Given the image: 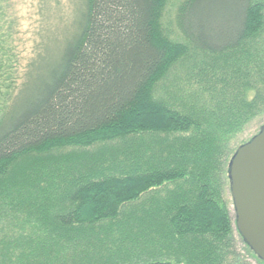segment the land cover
Returning a JSON list of instances; mask_svg holds the SVG:
<instances>
[{"label": "trees", "instance_id": "trees-1", "mask_svg": "<svg viewBox=\"0 0 264 264\" xmlns=\"http://www.w3.org/2000/svg\"><path fill=\"white\" fill-rule=\"evenodd\" d=\"M61 1L23 39L0 0V264H238L236 234L263 262L227 193L264 116V0H180L181 41L167 0H66L53 35Z\"/></svg>", "mask_w": 264, "mask_h": 264}, {"label": "water", "instance_id": "water-1", "mask_svg": "<svg viewBox=\"0 0 264 264\" xmlns=\"http://www.w3.org/2000/svg\"><path fill=\"white\" fill-rule=\"evenodd\" d=\"M228 179L236 229L264 262V125L236 148Z\"/></svg>", "mask_w": 264, "mask_h": 264}, {"label": "rangeland", "instance_id": "rangeland-1", "mask_svg": "<svg viewBox=\"0 0 264 264\" xmlns=\"http://www.w3.org/2000/svg\"><path fill=\"white\" fill-rule=\"evenodd\" d=\"M254 1H259V0H254ZM62 7L59 12H55L52 14L53 16L51 17L50 20L47 21L48 26H50L51 33L53 35H56L58 29L62 27V21L66 16V8H67V2L66 0H62ZM180 0H167L165 7L162 12L161 16V23L162 27L164 28L165 32L169 37L174 40V41H181L182 36L180 35L178 31V27L175 24V13L178 7V3ZM14 8L15 12L19 17V28H20V36H24L23 39L28 38L29 35H31L32 31L38 26V14H37V0H14ZM161 27V28H162ZM24 32V33H23ZM264 35V34H263ZM55 37V36H54ZM29 46V45H27ZM186 71V69L184 68ZM183 69L180 67V65H177L172 68V70L169 72V74L163 79V81H159L154 85L153 88V97L157 98L158 96L161 98H164L165 100H168L169 103L172 102V99L169 97L170 93L167 88L168 85H173L174 80L172 79L174 76H178L181 74ZM190 71V70H188ZM187 71V73H189ZM191 72V71H190ZM182 75V74H181ZM189 76V74H188ZM192 80H190V85L194 84L196 82V78L190 76ZM181 79V78H180ZM183 82L184 78L182 77ZM189 80V79H188ZM182 83H174V84H180L183 86ZM176 85V86H177ZM180 101V100H179ZM178 102V101H177ZM182 102V101H181ZM191 101L188 100L187 103H190ZM179 103V102H178ZM188 105V104H187ZM185 105V107H187ZM190 105V104H189ZM264 124V116L262 117H257L247 123L243 129L238 132L236 137L233 140V144L237 146L238 144L246 141L249 139L252 135H254L257 131L260 125ZM68 147H65V149ZM64 149V148H63ZM227 200L230 205V208H232V200L230 199L229 194L227 193ZM236 238V261L238 264H264V262L259 261L257 258L253 256V254L248 250V248L241 242L240 237L238 235H235Z\"/></svg>", "mask_w": 264, "mask_h": 264}]
</instances>
